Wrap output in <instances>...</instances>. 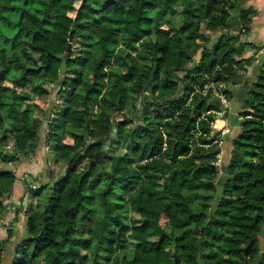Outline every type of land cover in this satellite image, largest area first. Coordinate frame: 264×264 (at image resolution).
Wrapping results in <instances>:
<instances>
[{
  "label": "trees",
  "instance_id": "obj_1",
  "mask_svg": "<svg viewBox=\"0 0 264 264\" xmlns=\"http://www.w3.org/2000/svg\"><path fill=\"white\" fill-rule=\"evenodd\" d=\"M246 1L0 0V158L43 139L64 167L26 188L35 203L15 208L10 225L22 210L26 218L15 263L264 264L257 242L248 245L264 228V66L226 169L215 170L217 149L199 145L214 120L202 114L216 101L188 102L205 75L227 86L245 76L256 60L246 45L264 49L232 29L251 25ZM53 90L63 106L46 110L35 99ZM14 178L0 169V221Z\"/></svg>",
  "mask_w": 264,
  "mask_h": 264
},
{
  "label": "rangeland",
  "instance_id": "obj_2",
  "mask_svg": "<svg viewBox=\"0 0 264 264\" xmlns=\"http://www.w3.org/2000/svg\"><path fill=\"white\" fill-rule=\"evenodd\" d=\"M74 9L78 6V2H75L74 4ZM71 10L70 11V15H73L75 10ZM161 29H165V26H162L160 29L155 30V35L152 36V38H157V40L159 41L162 38V31ZM235 32V31H234ZM250 30L247 29V31H245L244 33H241L239 38L241 42H249L250 44H256V45H262V37L258 34H254V33H249ZM209 35L211 36V39L213 40L215 37L212 36L211 33H209ZM248 36V40H245L243 38V36ZM211 43V42H210ZM198 44H200V42H198ZM246 48L251 49L249 46L250 45H246ZM71 50H72V44H71ZM70 50V51H71ZM230 83V82H229ZM150 86V85H149ZM53 94V95H52ZM56 96H57V92L56 90H53L51 92L50 95H45V96H40L37 97L35 99V101L44 109L48 110L49 107L51 106L50 102L51 101H57L59 102V106H63V103L61 100H56ZM239 111H242L244 108H242L241 106L239 107ZM125 110H128V108L126 107ZM242 117V116H241ZM242 121V119L240 120V122ZM68 143H71L72 140L70 139H66L65 140ZM7 144L9 146H11L12 144V140L8 141ZM40 146L38 148H36V150L34 152H30V150L26 153V154H19L17 155V157L12 160H3L2 158H0V169H8V170H12L15 174V178L13 179V183H12V187L10 190V193H7V202L8 200H13V203L17 204V206H19L20 204V198H24V191L26 190V188H36L38 186L41 185H46L49 184L51 181L50 177H46L44 175H42V173L45 174V172L47 170L51 171V176H58L60 175V173L63 172V165L56 161L55 159V154L51 151V149L45 145V142L43 139L40 140ZM4 146V145H3ZM236 144H234V142H229L228 147L231 149V151L235 148ZM45 147V148H44ZM239 149L241 150L243 147L238 146ZM6 150L8 152L9 148L3 149ZM21 157H24L23 160L21 162ZM158 167L162 168L165 170L164 165L161 161L158 162ZM34 173H36L34 175L35 179H33L34 177L32 176ZM49 175V174H48ZM53 179V178H52ZM49 188L46 187L41 191V194L39 195V199L44 198L47 195ZM27 195V194H26ZM27 201H33L35 203V199H31L29 198V196L27 195ZM19 203H16L18 202ZM27 203V202H26ZM14 204V206L17 208V206ZM6 219L5 223L7 222H11L9 221V217L8 215H6ZM9 226V224H8ZM7 226V227H8ZM15 226V227H14ZM264 226V225H263ZM6 228V227H3ZM13 236L4 241L2 243L3 246V252L1 254V264H20V263H15L17 261H19V254H15V246L22 240V238L24 237V232L22 229V226H20V224L18 225L17 222L14 221L13 223ZM2 237V238H1ZM6 238V231L1 230L0 231V241L5 240ZM259 243V242H258ZM260 245V249L261 251H264V239L261 242ZM35 264H42L41 259L36 261Z\"/></svg>",
  "mask_w": 264,
  "mask_h": 264
},
{
  "label": "crops",
  "instance_id": "obj_3",
  "mask_svg": "<svg viewBox=\"0 0 264 264\" xmlns=\"http://www.w3.org/2000/svg\"><path fill=\"white\" fill-rule=\"evenodd\" d=\"M245 6H246V8L254 11V14L252 17V23L248 27V29L250 30L249 33H254V34L260 35L262 37L261 43L264 44V0H247ZM240 27H241V25H240V23H238V28L240 29V32L244 33L245 30L244 29L241 30ZM243 38L244 39L246 38L245 40L249 39L248 36H245V35L243 36ZM263 50H261L260 52H262ZM260 52L256 53L254 49L246 48L244 56H246V57L254 56V57H256V60H257ZM250 69H251V66L248 67L247 73H246L245 77H243L242 83H238L237 85H235V87L238 88V87L244 86V87L248 88L249 83H250V80L248 77L250 75ZM238 79H239V77H234L233 80L237 81ZM233 99H234V96L231 98V104H230V109H229L228 113L224 117L217 118L214 121V123L212 125V130L214 132H217L223 126H227L229 128V132H230L233 125H239L240 126L239 122L242 119V117L240 116V111H239L240 105L238 107V114L232 113L231 107H232ZM239 131H240V129H239ZM229 132L227 133L226 137L224 138V142H223V145L221 148L222 160H228L230 152H231V149L228 147L229 142H232V139L229 137ZM23 158L24 157H21V162L24 161ZM23 197L24 198L22 200V205L24 208L26 205V202H27V199H26L27 197L26 196H23ZM19 200H21V198ZM19 200L16 203H19ZM7 204H9L8 205L9 208H8V211L4 215V218L0 221V231L1 230L6 231L5 228H3V227H5V225H8V224L10 225V223H11V222L5 223L4 219H6V217H7L6 215L10 216L9 221H13L14 210L16 208L14 206L15 203H13V200L12 201L8 200ZM15 205L17 206V204H15ZM23 215H24V213L22 210L18 215V219L15 221L18 223V225L20 224V226H22V229H24L23 228V222H24V216ZM10 227H13V225H10Z\"/></svg>",
  "mask_w": 264,
  "mask_h": 264
},
{
  "label": "built area",
  "instance_id": "obj_4",
  "mask_svg": "<svg viewBox=\"0 0 264 264\" xmlns=\"http://www.w3.org/2000/svg\"><path fill=\"white\" fill-rule=\"evenodd\" d=\"M204 79L205 81L203 82L201 86L195 87L194 92L191 93L188 102L191 100V97L193 96V94H199L202 97H208L216 101V107L207 109L202 114V117L204 118H206L207 115H213L214 120L210 123L211 130L207 134L208 142L200 143L199 145L204 148L217 149L213 163L216 166L220 167L222 163L221 148L224 142V138L229 132V128L227 126H223L217 132H214L212 130V125L217 118L224 117L228 113L230 109L231 98H229L225 92L227 85L222 79H211L208 75H205ZM247 117L250 118V116H247ZM262 123L264 126V119L262 120ZM197 130H198V127H196L195 131ZM48 173L49 171L47 170L45 174L42 173V175L48 176ZM35 174L36 173H34L32 176L34 177Z\"/></svg>",
  "mask_w": 264,
  "mask_h": 264
},
{
  "label": "water",
  "instance_id": "obj_5",
  "mask_svg": "<svg viewBox=\"0 0 264 264\" xmlns=\"http://www.w3.org/2000/svg\"><path fill=\"white\" fill-rule=\"evenodd\" d=\"M232 29L235 32H239L240 29L238 28V23L234 22ZM71 40H72V33L70 32L69 44H68V47L66 49V54H65L64 58H67L68 53L71 50ZM188 54H189V56H191L193 54V52L192 51H188ZM263 66H264V50L262 52H260V54L258 56V59L255 60L253 62V64L251 65L250 75L248 76L249 80L251 82V85L248 88L244 87V86H241V87H238V88L235 87V85H237L238 83H242L243 77H245V76H243L242 78L240 77L237 81L236 80H232V82L227 86L226 90H228L230 93L234 94V99L232 101V107H231V112L232 113L238 114L239 105L243 106L244 101L248 98V94H249L250 90H252V88H253L252 84L256 82V79L259 76L260 71L263 68ZM150 84H151V80L148 81L147 85L145 86V90H148V91L151 90V88L149 86ZM239 129H240L239 125H233L231 130H230V132H229V137L231 139H234L236 137ZM105 154H106V152L103 151V150L97 151L95 153V155H94V158L90 161V163L92 164V163H95V162L101 160V158L103 156H105ZM228 164H229V160H222L221 165L225 169L227 168ZM215 170L219 171V167L216 166ZM221 176H222L221 178L225 177L223 175H221ZM7 196H8V194H5V196L2 198V201H3L4 204L7 203V200H6ZM23 228H24V230H26V218H24ZM27 235H28V233H27ZM256 236H257V234H253L251 236L248 245H250L255 240Z\"/></svg>",
  "mask_w": 264,
  "mask_h": 264
},
{
  "label": "flooded vegetation",
  "instance_id": "obj_6",
  "mask_svg": "<svg viewBox=\"0 0 264 264\" xmlns=\"http://www.w3.org/2000/svg\"><path fill=\"white\" fill-rule=\"evenodd\" d=\"M221 175L226 176L225 173H223V172H219L218 177H222ZM223 178H224V177H223ZM263 239H264V228H263V230H262L260 233H257V236H256V238H255V240H254V241L257 242L259 248H260V245H259V244H261V242L263 241ZM258 242H259V243H258ZM260 252H264V251H261V249H260Z\"/></svg>",
  "mask_w": 264,
  "mask_h": 264
}]
</instances>
